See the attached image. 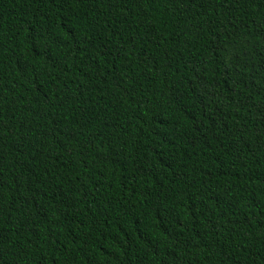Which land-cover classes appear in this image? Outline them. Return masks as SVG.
<instances>
[{
	"label": "trees",
	"instance_id": "obj_1",
	"mask_svg": "<svg viewBox=\"0 0 264 264\" xmlns=\"http://www.w3.org/2000/svg\"><path fill=\"white\" fill-rule=\"evenodd\" d=\"M0 264H264V0H0Z\"/></svg>",
	"mask_w": 264,
	"mask_h": 264
}]
</instances>
